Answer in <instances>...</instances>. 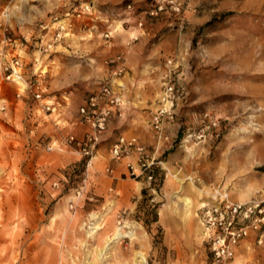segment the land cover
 Returning <instances> with one entry per match:
<instances>
[{"label":"rangeland","instance_id":"rangeland-1","mask_svg":"<svg viewBox=\"0 0 264 264\" xmlns=\"http://www.w3.org/2000/svg\"><path fill=\"white\" fill-rule=\"evenodd\" d=\"M0 24V46L12 39L44 97L0 70V264H209L198 203L211 204L216 189L243 203L238 191L258 183L248 201L264 198V0H0ZM125 49L130 73L180 90L175 145L152 182L113 178L109 150L88 167L62 145V105L98 92L106 60ZM164 86L103 144L135 126L150 138L147 113ZM212 122L206 140L183 143ZM229 264H264V245L244 240Z\"/></svg>","mask_w":264,"mask_h":264},{"label":"built area","instance_id":"built-area-1","mask_svg":"<svg viewBox=\"0 0 264 264\" xmlns=\"http://www.w3.org/2000/svg\"><path fill=\"white\" fill-rule=\"evenodd\" d=\"M1 27V24H0ZM9 37H4L0 46V70L7 81L19 85V81L25 83L23 94L31 92L33 98L43 101V91L35 84L30 87L25 80L23 73V58L17 53ZM123 73V68L115 72L109 79L104 81L98 90L87 98L84 105L78 110L76 124L87 126L89 131L84 138L78 139L74 134L68 135L63 141V146L76 151L81 158L85 159L90 167L95 158L96 148L107 131L114 115L120 111L122 96L118 92L116 79ZM38 83V82H37ZM184 91V90H182ZM180 90H176L172 80H166L160 105L153 113L152 127L155 132L160 133L167 122L175 118V105L179 100ZM23 94L19 93V96ZM183 94V92H182ZM45 111L55 112L57 107L54 104H45ZM218 122H212L208 127L200 130L198 134L189 133L183 143L195 140L199 143L206 140L209 130L217 131ZM54 146H48L47 150L52 151ZM59 149V148H58ZM59 150L62 151L60 148ZM138 154V166L140 174L132 164H128L131 176L139 178L145 176L148 182L154 179L149 150L139 144L135 138L119 136L111 148L113 160L119 161L129 154ZM199 219L205 234L204 240L209 246L211 260L209 264H229L236 256L238 246L246 239L254 238L257 245H264V198L255 196L248 202L240 203L229 199L228 195L221 189L214 190L212 203L200 210Z\"/></svg>","mask_w":264,"mask_h":264},{"label":"crops","instance_id":"crops-1","mask_svg":"<svg viewBox=\"0 0 264 264\" xmlns=\"http://www.w3.org/2000/svg\"><path fill=\"white\" fill-rule=\"evenodd\" d=\"M111 37V34L108 35V38ZM135 39H138L135 37ZM113 45V44H112ZM127 50L125 49L124 52H120L119 54H115L110 60H106L105 62V72L104 75L100 78V80L104 79L105 77H111L115 72L119 71L123 68V73H125L116 79V84L118 87V92L122 96V106L120 108V111L116 113L111 120L109 127L107 131L105 132L107 135L103 136L101 139V143L96 148V156L95 158L98 159V156L100 152L104 149L108 151L109 157H110V164L109 168L107 169V172H109L110 175H112L113 178L121 177L123 174L125 175H131V170L128 167V164H132L134 169L137 171L138 174H140V168L138 166V154L132 153L128 156L122 158L119 161L113 160V157L111 155V148L112 145L115 143L117 138L112 141L110 144H103V140L107 139L109 136V133L111 130L117 125V122L121 124L127 122L128 117V111L130 107L132 108V112L136 113V116L140 115L141 113L137 110V107H140L143 102H145V98H153L155 95V89L156 87L159 88L163 87L165 85V81H157L152 77V73L149 74V77L143 76V71L138 73H130L129 72V66H131V62L134 60L133 55L129 53H126ZM145 71V70H144ZM147 72V70L145 71ZM152 72V71H151ZM148 73V72H147ZM145 78V79H144ZM100 80H95V84H99ZM140 83H143V86L140 85ZM145 85V86H144ZM143 87V88H142ZM157 94V91H156ZM71 96H67L66 99L70 100ZM83 99L81 101H78L73 99L68 103H64L62 106L65 108L67 114L65 116V123L66 128H68L67 132L69 134H74L78 139L84 138L86 133L89 131V128L87 126H83L80 124H76L78 119V110L81 106L84 105ZM154 103V102H153ZM131 105V106H130ZM153 104L148 106V109L152 108ZM59 111V110H58ZM155 111L149 110L147 113L148 116V123H147V131L150 132V138H145L142 134V129L140 127H133L132 131L129 134H120L119 136H125L127 138H135L138 140L139 144L142 146H145L149 150L151 161L154 163V165L159 164V158L166 154V151L173 148L175 145V139L177 138V135L174 133V130L177 126L176 123L167 122L160 133L155 132V130L152 127V113ZM63 113V112H62ZM139 118L132 119V123H136ZM118 123V124H119ZM77 156L79 155L76 151H74ZM80 156V155H79ZM139 178L144 179L145 176H140ZM138 179V178H137ZM134 178V180H137ZM260 186V184H255L250 186L246 191H238V199L241 202H247L249 198L251 197L252 192L254 189H257ZM256 191V190H255ZM207 204V203H206ZM207 206V205H206ZM204 206V207H206ZM199 208L198 210H201L202 208ZM199 218V215L196 213V218Z\"/></svg>","mask_w":264,"mask_h":264},{"label":"bare ground","instance_id":"bare-ground-1","mask_svg":"<svg viewBox=\"0 0 264 264\" xmlns=\"http://www.w3.org/2000/svg\"><path fill=\"white\" fill-rule=\"evenodd\" d=\"M19 84H21L23 86V88H25V83L24 82L19 81ZM0 173H1V171H0ZM168 176L170 177V178L168 177V182H170L172 180V177L170 176V174ZM179 202H184L186 207L189 208V210L192 208V204L190 203V201L187 198H181L179 196H176V204H178ZM206 205H207L206 203H198L197 208L199 209V208L204 207ZM200 224H201V221H200ZM201 228L202 227L199 226L200 232H201ZM122 235L123 234L120 233V230H117L116 235H115L117 237V239H119ZM203 237L205 238V234L204 233H203ZM203 237H202V239H203ZM136 263H138V262L136 261Z\"/></svg>","mask_w":264,"mask_h":264}]
</instances>
